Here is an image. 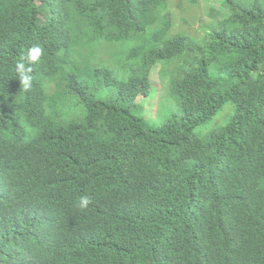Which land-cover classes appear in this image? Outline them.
Masks as SVG:
<instances>
[{"label": "trees", "instance_id": "obj_1", "mask_svg": "<svg viewBox=\"0 0 264 264\" xmlns=\"http://www.w3.org/2000/svg\"><path fill=\"white\" fill-rule=\"evenodd\" d=\"M169 1L0 0V264H264V0H223L202 41L157 28ZM117 43L145 52L117 57L141 59L126 81L89 69L117 95L104 101L81 68ZM34 44L25 93L16 65ZM156 65L181 107L157 129L140 103ZM72 95L86 116L62 124ZM230 103L225 126L195 134Z\"/></svg>", "mask_w": 264, "mask_h": 264}, {"label": "rangeland", "instance_id": "obj_2", "mask_svg": "<svg viewBox=\"0 0 264 264\" xmlns=\"http://www.w3.org/2000/svg\"><path fill=\"white\" fill-rule=\"evenodd\" d=\"M213 14V15H212ZM216 15V16H214ZM214 16V17H213ZM158 20L160 22L158 29H164L166 24L170 26L169 33L171 35L184 34L189 37L196 38L202 41L205 36L213 29H216L215 24L211 27V22L216 20L217 22L229 18L228 10L224 6L223 0H201L199 5L194 6L190 3V0H170L157 14ZM166 21V22H165ZM173 24V25H172ZM215 27V28H214ZM116 46V51L108 55V59L103 62L94 58L90 63L81 68L82 71V81L90 83L92 86L95 84L99 89V97L104 101H114L117 99V95L109 89L104 83V77L102 81L99 77H95L92 74L93 70L96 68H107L110 69L114 76L121 81H126L133 76L135 69H138L141 59L129 60L130 63L123 61V58H117L123 51L125 54L136 53V50L140 49L142 46L136 44L134 45H123V43L113 44ZM146 49V48H144ZM136 53L135 56L138 57L142 53ZM96 57L103 58L104 52L98 51ZM116 54V55H115ZM116 57H115V56ZM124 57V55H123ZM179 64H183L182 62ZM89 69H92L90 72ZM163 67L161 65H156L150 72V83H151V95L149 98H144L140 101L141 105L144 107V116L152 128H160L162 125L171 121L172 118L181 117V107L178 100L172 95L170 86L168 83L170 80L169 76H163ZM170 68L165 70V74L168 75ZM47 95L50 100L56 96L55 86L54 91H48ZM57 108L58 121L62 124L77 121L81 122L86 116V110L84 106L80 103L79 95H72L68 98L61 100ZM48 109V108H47ZM50 113V110L47 111ZM235 112V106L230 103L221 110L208 122L204 123L195 130L197 136H202L216 130H220L225 126L230 118L233 117ZM36 131L33 128L28 129V138L33 137Z\"/></svg>", "mask_w": 264, "mask_h": 264}, {"label": "clouds", "instance_id": "obj_3", "mask_svg": "<svg viewBox=\"0 0 264 264\" xmlns=\"http://www.w3.org/2000/svg\"><path fill=\"white\" fill-rule=\"evenodd\" d=\"M44 53L45 49L42 45L34 44L28 49L27 53L21 57L16 65V71L21 82V87L25 93L31 92L35 88V66L42 62ZM93 203L94 200L92 197L84 196L80 198L77 206L80 211H86Z\"/></svg>", "mask_w": 264, "mask_h": 264}]
</instances>
